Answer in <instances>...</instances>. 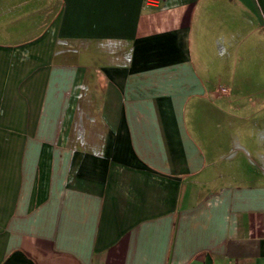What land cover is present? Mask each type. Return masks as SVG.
<instances>
[{
    "label": "crops",
    "instance_id": "obj_1",
    "mask_svg": "<svg viewBox=\"0 0 264 264\" xmlns=\"http://www.w3.org/2000/svg\"><path fill=\"white\" fill-rule=\"evenodd\" d=\"M0 264H264V0H0Z\"/></svg>",
    "mask_w": 264,
    "mask_h": 264
},
{
    "label": "built area",
    "instance_id": "obj_2",
    "mask_svg": "<svg viewBox=\"0 0 264 264\" xmlns=\"http://www.w3.org/2000/svg\"><path fill=\"white\" fill-rule=\"evenodd\" d=\"M163 0H144V5L146 7H158Z\"/></svg>",
    "mask_w": 264,
    "mask_h": 264
}]
</instances>
